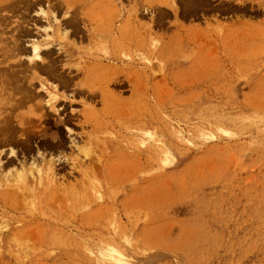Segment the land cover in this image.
Returning <instances> with one entry per match:
<instances>
[{
    "label": "rangeland",
    "instance_id": "1",
    "mask_svg": "<svg viewBox=\"0 0 264 264\" xmlns=\"http://www.w3.org/2000/svg\"><path fill=\"white\" fill-rule=\"evenodd\" d=\"M0 93L50 118L32 155L0 132V264H264V0H0Z\"/></svg>",
    "mask_w": 264,
    "mask_h": 264
},
{
    "label": "bare ground",
    "instance_id": "2",
    "mask_svg": "<svg viewBox=\"0 0 264 264\" xmlns=\"http://www.w3.org/2000/svg\"><path fill=\"white\" fill-rule=\"evenodd\" d=\"M43 11V10H42ZM70 12V11H69ZM71 13V16L68 17L67 19H65V23L72 28V34H76V35H79V32L80 34H83V35H86L85 34V29L81 27V25L79 24L80 22V19H82V13L81 12H78V11H72L70 12ZM112 16V15H111ZM90 17V20L92 21L93 17L89 16ZM88 17V18H89ZM110 17V16H109ZM108 26V25H107ZM82 28V29H81ZM100 32H102V35H104L103 33H108V32H111L110 29L108 27H101V29L99 30ZM82 35V36H83ZM89 38L91 37L92 39L95 38V36L93 35L92 32H89L88 35ZM139 41V40H138ZM67 48L68 49H72L74 51H78L79 49L75 46V45H72V44H66ZM140 46V45H139ZM37 49H38V46L37 45H34L33 47V51H34V55L36 56V52H37ZM52 50V49H51ZM50 50V51H51ZM62 51H65V49H62ZM87 53V52H86ZM125 51H124V47L122 45H117L116 48H114V51L113 52H109V53H104L103 54V57L101 59H111V61H120L122 62V64L125 62L124 60H126V56H125ZM100 59V58H99ZM68 65L69 69L72 68V65L71 64H67V63H64L62 64L63 68L64 66ZM110 69L108 71H105V73H102L101 76L102 79L107 83L109 81H112V82H115V83H123L125 81L129 82L131 84V79L129 78V75L128 74H124L122 73L123 71L121 70V68H117L115 65H109ZM43 68V67H42ZM49 71L50 75H54V74H58L56 73L57 72V65H56V60H49L46 67H44L43 69H46ZM72 70H76V73L75 74H72ZM69 71V70H68ZM78 73H84V70L80 68H72L71 71H69V76H64V75H60L62 77V79L60 80V82L58 84H56V87H60V88H70L69 90H67V93L71 94V96H73L74 94L76 93H79V94H83V96L86 98V99H92L94 97V95L96 94H100L101 95V98L103 99L104 101V91L102 90L103 89V82L100 80L101 78H99V80L95 81V79L92 78V76L90 74H86L84 75V77L82 78V81H80L79 83L78 82H75L72 77L76 75L78 76ZM55 76V75H54ZM122 77V78H121ZM59 78V76H58ZM73 81V84H71V82ZM121 81V82H120ZM59 85V86H58ZM73 85V86H72ZM43 87V86H42ZM73 87V88H72ZM3 87H1V91ZM5 88V87H4ZM11 89V88H10ZM18 89V88H17ZM59 89V88H58ZM65 89V90H66ZM6 90V89H5ZM65 90L63 92H65ZM14 91V90H13ZM12 91V92H13ZM25 91V90H24ZM23 91V92H24ZM3 92H6V91H3ZM16 92V91H15ZM13 92V95L17 93ZM8 91H7V98H8ZM22 93V92H21ZM1 94V93H0ZM10 94H12L10 92ZM25 97H30L32 98L34 101L35 97L34 95L32 94H29L28 91L26 93H23ZM4 95V94H2ZM12 95V96H13ZM1 96V95H0ZM6 96V95H5ZM21 96V95H20ZM97 96V95H96ZM4 98V97H3ZM6 98V100H7ZM10 98V97H9ZM8 98V100H9ZM16 98L15 95L13 96L12 99ZM19 98V97H18ZM21 99V98H20ZM7 100V101H8ZM19 100V99H18ZM15 101L16 102H22L21 100L20 101ZM14 101H13V105H14ZM9 102V101H8ZM7 102V103H8ZM12 102V101H11ZM7 103L5 104H2L0 105V132L6 137V140L11 142V143H15V144H21L22 145V149H21V152L20 153H26V154H30V152L32 151V148H31V143H33L34 141V138L40 136V128L41 126L39 127H36L35 126V123L37 121L39 122H48L50 121V118H47L46 115H48L47 113L45 114L43 111H40L38 112V108L40 109V105H35V107L33 108H29V110H27L26 112L24 113H20V114H15L14 113V108L13 109H9V106L7 105ZM23 103V102H22ZM20 103V104H22ZM62 103V102H61ZM24 104V103H23ZM12 105V106H13ZM16 105H19L16 104ZM25 105V104H24ZM23 105H21V108H22ZM59 107V106H58ZM64 107V106H63ZM62 107V108H63ZM41 110V109H40ZM61 110V108L59 109ZM45 111V110H44ZM53 111V110H52ZM16 112V110H15ZM108 112V110H107ZM62 117V116H61ZM63 118V117H62ZM65 118V117H64ZM57 120V119H56ZM64 120V119H62ZM52 121V120H51ZM66 121V120H65ZM65 121H64V124H65ZM38 122V123H39ZM60 122H61V119H60ZM86 122L87 123H90L92 122L91 119H87L86 118ZM52 123V122H51ZM50 123V124H51ZM68 124V123H67ZM52 125V124H51ZM58 130L60 129V125H58L57 121H55V124H54ZM53 127V126H52ZM91 127H93V125H91ZM18 133H20V135H23L25 136L24 138H19L21 136L18 135ZM87 138H88V143L91 144V138L93 139V134H94V131L93 130H90L88 132H85ZM18 135V136H17ZM22 136V137H23ZM3 140V138H2ZM42 140V139H41ZM46 142H48L47 140H45ZM41 143V142H40ZM49 143V146L51 147L52 150H54L55 152H58L60 149H63L65 146H64V140L62 137L59 138V141L58 142H48ZM39 146L38 147H41L42 144H38ZM40 149V148H39ZM80 151H81V148H79ZM85 156H90L91 152H93V149L92 148H87L86 150H83ZM13 153V151L11 152V154ZM54 154V153H53ZM57 154V153H56ZM32 155V154H30ZM54 156V155H53ZM10 157H14V156H10ZM33 157V156H32ZM66 155L64 154L63 156L59 155L58 156V160L59 162H62L64 164V159H66ZM92 157V156H90ZM33 160V159H32ZM34 161H36V159H34ZM54 162V161H53ZM54 164V163H52ZM50 164V166L52 165ZM75 165V164H74ZM77 165V164H76ZM46 167V166H45ZM8 168V167H7ZM46 170V168H45ZM19 180L24 183V185H22V187L26 190H29L30 187L28 185H26V178L23 175H20L18 176ZM12 192V190H11ZM14 193V192H13ZM19 193V192H18ZM25 193V192H24ZM11 197V196H10ZM20 206V205H19ZM6 231H9L8 228ZM5 231V232H6ZM1 232V231H0ZM3 233V237L5 236V233ZM2 236V234H1ZM8 236V235H7ZM6 238V236H5ZM19 242V241H18ZM4 243H0V247H4L2 246ZM8 245V244H7ZM6 246V245H5ZM8 247V246H7ZM6 248V247H5Z\"/></svg>",
    "mask_w": 264,
    "mask_h": 264
}]
</instances>
